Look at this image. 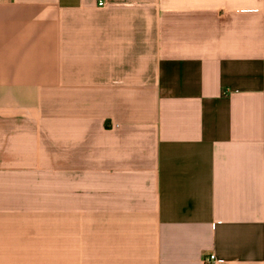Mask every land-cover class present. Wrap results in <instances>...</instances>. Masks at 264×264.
Segmentation results:
<instances>
[{"label": "crops", "instance_id": "crops-1", "mask_svg": "<svg viewBox=\"0 0 264 264\" xmlns=\"http://www.w3.org/2000/svg\"><path fill=\"white\" fill-rule=\"evenodd\" d=\"M264 264V0H0V264Z\"/></svg>", "mask_w": 264, "mask_h": 264}, {"label": "built area", "instance_id": "built-area-1", "mask_svg": "<svg viewBox=\"0 0 264 264\" xmlns=\"http://www.w3.org/2000/svg\"><path fill=\"white\" fill-rule=\"evenodd\" d=\"M99 5H104L105 0H98ZM204 262L207 264H218L219 260L217 259L215 254H208L204 257Z\"/></svg>", "mask_w": 264, "mask_h": 264}]
</instances>
